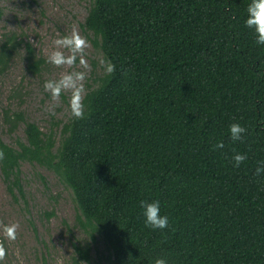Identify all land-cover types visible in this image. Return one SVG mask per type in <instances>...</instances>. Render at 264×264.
<instances>
[{
	"label": "trees",
	"instance_id": "trees-1",
	"mask_svg": "<svg viewBox=\"0 0 264 264\" xmlns=\"http://www.w3.org/2000/svg\"><path fill=\"white\" fill-rule=\"evenodd\" d=\"M249 2L91 0L84 30L115 71L87 91L84 118L64 123L58 140L16 113L10 130L23 122L24 139L0 136L8 191L23 195V162L52 170L108 264H264V45L245 25ZM4 36L0 74L20 45ZM26 49L40 72L44 60ZM233 122L242 140H231ZM234 152L247 155L240 167ZM153 200L164 229L145 225L140 202ZM75 250L72 264L91 262Z\"/></svg>",
	"mask_w": 264,
	"mask_h": 264
},
{
	"label": "rangeland",
	"instance_id": "rangeland-1",
	"mask_svg": "<svg viewBox=\"0 0 264 264\" xmlns=\"http://www.w3.org/2000/svg\"><path fill=\"white\" fill-rule=\"evenodd\" d=\"M91 0H0V43L4 35L14 34L20 42L10 57L8 68L0 74V136L15 145L24 139V123L16 121L15 130L10 122L17 114L36 123L41 130H53L56 140L61 128L72 117L68 111V93H62L60 106L51 114L52 103L44 83L56 79L62 71L47 60L57 36L70 34L76 27L90 47L85 51L90 65L85 87L94 88L104 74L98 58L103 56L94 45L91 33L84 30ZM28 43L37 58L44 60L40 72L30 68L26 59ZM76 68L79 69L77 62ZM6 116L8 117L6 119ZM23 195H12L0 173V224L19 223L17 238L9 241L0 232L7 255L5 264H72L75 247L88 249L90 263L108 264L107 251L99 236L92 239L79 220V212L71 190L52 170L38 164L23 162L20 169Z\"/></svg>",
	"mask_w": 264,
	"mask_h": 264
},
{
	"label": "clouds",
	"instance_id": "clouds-1",
	"mask_svg": "<svg viewBox=\"0 0 264 264\" xmlns=\"http://www.w3.org/2000/svg\"><path fill=\"white\" fill-rule=\"evenodd\" d=\"M246 27L252 29L255 33L256 43L264 45V0H250L246 8ZM53 49L48 53L47 60L57 68L70 69L62 71L56 79H48L43 87L49 93L52 103L49 106L51 114H55V109L60 106L62 93H68V111L70 117L83 119L85 116V98L87 89L85 81L88 78L90 65L86 60V49L90 47L85 37L79 34L76 27H73L70 34L57 36L52 41ZM99 64L104 69L106 75H111L115 71V65L110 59L103 56L98 58ZM77 62L79 69L76 68ZM230 138L233 142L242 140L246 129L238 122H233L228 128ZM216 148H223V142L217 141ZM4 158V152L0 150V160ZM234 167H240L246 159L245 153L234 152L232 156ZM264 173V162L256 168V175ZM140 206L143 208L145 225L153 229H164L168 226V217L160 214V202L153 200L151 202L141 201ZM19 223L0 224V232L5 239L14 241L17 238ZM7 255L3 240H0V262L4 261ZM154 264H166V260L157 257Z\"/></svg>",
	"mask_w": 264,
	"mask_h": 264
}]
</instances>
